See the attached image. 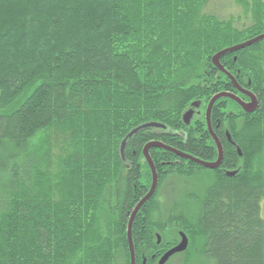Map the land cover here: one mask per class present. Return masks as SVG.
I'll use <instances>...</instances> for the list:
<instances>
[{"label":"trees","instance_id":"1","mask_svg":"<svg viewBox=\"0 0 264 264\" xmlns=\"http://www.w3.org/2000/svg\"><path fill=\"white\" fill-rule=\"evenodd\" d=\"M213 2L0 0V264H130L127 226L152 179L143 148L213 160L203 112L230 80L211 59L264 34V0H235L227 19L206 11L224 12ZM219 63L261 102L241 123L229 100L212 106L244 163L161 218L162 185L198 168L151 148L157 189L132 223L135 264H157L179 231L182 264L192 250L201 264H264V40ZM148 123L161 128L138 130L121 153Z\"/></svg>","mask_w":264,"mask_h":264},{"label":"flooded vegetation","instance_id":"2","mask_svg":"<svg viewBox=\"0 0 264 264\" xmlns=\"http://www.w3.org/2000/svg\"><path fill=\"white\" fill-rule=\"evenodd\" d=\"M217 69V68H216ZM224 69V68H223ZM218 70V69H217ZM219 71V70H218ZM225 71V70H224ZM234 78V77H233ZM235 79V78H234ZM236 81V80H235ZM236 85L233 84L232 82L228 81L225 83V87L227 89V92L223 91V92H219L220 93H229L231 95H233L235 98H237L242 105H239L238 103H236L235 101L229 99V98H225L226 100H229L232 104H234L235 106H233L231 103V112L235 111L234 113L238 116H240V118L238 117L236 119V121L238 123L243 122V120L246 118V116L248 115H252L254 114L260 107L259 104L261 103L258 99V97H256V95L253 93L254 91L251 88V81H248L247 84H240L239 82L236 81ZM217 95V94H215ZM213 95L212 98L215 96ZM211 98V99H212ZM223 99V98H222ZM221 99L217 100L213 107L215 105H217L220 102ZM210 101V100H209ZM208 104L206 105L205 109H204V116L203 119L205 120V123L203 124V129H205V133L207 134L209 140L212 142V144L215 146V158H213V160H211V158H207V156L204 157H199V158H195L191 155H188L184 152H181L183 154L188 155L189 157H191L192 159H195L199 162L202 163H210V164H214L218 162V165L216 168L214 169H206L203 166L194 163V165L198 168L195 172H203L206 171L208 172V174L210 175L208 183L211 185L215 179L217 178H221V177H235L239 172H240V167L242 165V163H244V156L242 155L238 143L236 141H234L235 137L234 134L230 133L229 130H226V126L225 123L223 122V126L221 125V123L219 122L218 119L216 120H212V113H213V107L211 109V113L209 115V127L210 130L208 128V124H207V119H206V108H207ZM236 108V109H235ZM251 109H254L253 112H249ZM223 110L219 109L218 110V114H222ZM201 112L198 111L196 112V115H200ZM192 116V114H191ZM190 119H188L185 122L189 123ZM221 125V127H220ZM202 135H200V137L198 138V145L202 142ZM217 143L220 146L221 149V154L219 156V152H218V147H217ZM227 145L228 148L234 153L235 155V163L234 166L232 168H229L226 166V155H225V149L224 146ZM184 159V158H182ZM187 160V159H184ZM193 163V162H192ZM207 187H202V189H206ZM157 189V188H156ZM182 236H184L187 239V248L184 252L182 253H186L187 249H188V245H189V240L186 237V235L183 232H178L177 238L175 239V242L173 243L174 245L171 246L169 249H167L157 260V264H159L161 257L167 253L169 250H171L172 248L176 247L182 240ZM160 243V237L157 236V244ZM181 253V254H182ZM177 254V253H176ZM175 255V254H174ZM173 256V255H172ZM171 258V256L164 262V264L167 263V261Z\"/></svg>","mask_w":264,"mask_h":264},{"label":"water","instance_id":"3","mask_svg":"<svg viewBox=\"0 0 264 264\" xmlns=\"http://www.w3.org/2000/svg\"><path fill=\"white\" fill-rule=\"evenodd\" d=\"M261 40H264V34L262 35H259L247 42H244L242 44H239V45H236V46H233L231 48H228V49H225V50H222L218 53H216L212 59H211V62L213 64V66L215 68H217L220 72H224V69L223 67L220 65L219 63V59L221 56L225 55V54H228V53H233V52H236V51H239L241 49H244L252 44H255L257 43L258 41H261ZM230 79L232 80V82L235 83L234 79L230 77ZM235 86L236 83H235ZM222 98H229L233 101H235L236 103H238L239 105H242V103L237 99L235 98L233 95L231 94H228V93H220V94H217L215 95L211 100H210V103L208 105V108H207V112H206V119H207V124H208V128L210 130V127H209V111L212 107V105L219 99H222ZM254 109H251L249 112H253ZM191 114H192V111L189 110L186 114H185V119L186 121L191 117ZM161 126L158 125L157 123H148V124H144L138 128H135L134 130H132L131 132H129L126 136V138L122 141L121 143V153H122V148L126 142V139L130 138L133 134H135L138 130L140 129H143V128H160ZM217 147H218V152H219V156L221 154V149H220V146L218 145L217 143ZM151 148H159V149H163L165 151H168V152H171L177 156H179L180 158H184V159H187V160H192L194 161L195 163L203 166L204 168L206 169H214L217 167L218 165V162L217 163H214V164H210V163H202V162H199L195 159H192L191 157H189L188 155L186 154H183L175 149H172L170 147H167V146H164L162 143L160 142H150L148 143L144 148H143V157L146 161V163L148 164V167H149V170H150V173H151V186H150V189L148 191V193L137 203V205L135 206L131 216H130V219H129V223H128V226H127V242H128V247H129V255H130V264H135V257H134V249H133V244H132V240H131V227H132V223L134 221V218L136 216V214L138 213V211L140 210V208L147 202L149 201L152 196L154 195L155 191H156V188H157V175H156V172H155V168H154V165H153V162L149 156V150ZM187 248V239L182 236V240L181 242L174 248H172L171 250H169L167 253H165L161 259H160V262L159 264H164V262L172 255L176 254V253H182L186 250Z\"/></svg>","mask_w":264,"mask_h":264},{"label":"rangeland","instance_id":"4","mask_svg":"<svg viewBox=\"0 0 264 264\" xmlns=\"http://www.w3.org/2000/svg\"><path fill=\"white\" fill-rule=\"evenodd\" d=\"M213 3L220 6V9H223L224 12H219L221 15L216 13L215 10L212 9L214 5H211L206 11L223 17V19L232 17L235 18L239 16L241 12L240 8L235 4V0H214ZM209 177L210 175L208 172L203 171L199 173L195 172L189 178L179 176H172L168 178L162 185V188H160L159 207L157 209L156 215L161 216V218L164 217L167 211L172 208L175 203L180 209L188 207L187 204H194L193 200L188 199V197L201 192L203 190L202 187H208L210 185L208 183ZM193 206L194 205L190 206L189 209H192ZM260 216L264 220V199L260 204ZM194 248L195 247H191V249ZM192 252L193 253H191L189 264H201V261L195 250H192ZM186 259L187 254L177 253L171 256L166 264H182L183 260Z\"/></svg>","mask_w":264,"mask_h":264},{"label":"bare ground","instance_id":"5","mask_svg":"<svg viewBox=\"0 0 264 264\" xmlns=\"http://www.w3.org/2000/svg\"><path fill=\"white\" fill-rule=\"evenodd\" d=\"M259 42V41H258ZM239 45V44H238ZM236 46V45H235ZM251 46V45H250ZM249 47V46H248ZM231 48V47H230ZM228 49V48H227ZM222 74H224V75H226L227 76V78L230 80V82H232V80L230 79V75L228 74V73H226V71H224V72H221ZM232 78V77H231ZM235 81V80H234ZM233 84H235L234 82H232ZM229 94V93H228ZM210 103V102H209ZM209 105V104H208ZM213 106V105H212ZM207 108H208V106H207ZM207 108H206V112H207ZM211 109H212V107H211ZM211 109H210V111H209V115H210V112H211ZM206 112H205V114H206ZM190 119V118H189ZM159 125V124H158ZM161 126V125H160ZM161 128V127H160ZM160 128H157V129H160ZM165 146V145H164ZM124 147V146H123ZM168 147V146H167ZM143 153V152H142ZM187 161H190V162H193V163H195L194 161H192V160H187Z\"/></svg>","mask_w":264,"mask_h":264}]
</instances>
